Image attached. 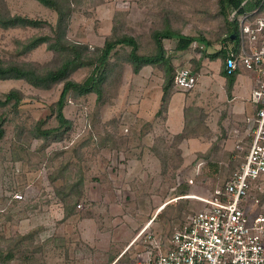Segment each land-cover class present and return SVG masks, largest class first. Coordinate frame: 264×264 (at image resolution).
Wrapping results in <instances>:
<instances>
[{"label": "rangeland", "instance_id": "obj_1", "mask_svg": "<svg viewBox=\"0 0 264 264\" xmlns=\"http://www.w3.org/2000/svg\"><path fill=\"white\" fill-rule=\"evenodd\" d=\"M3 1V12L41 21L42 26L0 27V61L58 67L62 58L47 44L23 50L33 37L53 36L57 13L37 0ZM68 1L66 37L87 46L90 57L106 40L122 35L135 37L141 52L149 53L154 49L152 33L169 25L211 41V46L194 42L189 52L174 59L177 69H192L190 53L192 59L205 52L213 55L226 35L219 0ZM164 44L172 54L176 40ZM129 51L121 47L112 54L102 98L94 93L69 96L66 127L58 128L54 113L62 83L44 90L23 80H0V98L11 90L23 97L17 109L0 107L5 120L0 250L12 255L4 264H151L168 249L175 231L204 208L202 199H210L226 183L239 155L243 159L237 147L250 143L251 135L248 143L237 139V121L228 103L215 106L214 98L200 103L197 87L191 92L173 89L197 109L190 138L177 141L173 133L178 131H169L162 103L163 70L147 66L135 75ZM220 65V58L210 64L215 78ZM91 73L92 68L78 67L70 79L83 82ZM182 98L176 93L173 120L182 118L177 111ZM38 127L57 131L45 139L38 136ZM251 198L258 200L254 214H264V177Z\"/></svg>", "mask_w": 264, "mask_h": 264}, {"label": "trees", "instance_id": "obj_2", "mask_svg": "<svg viewBox=\"0 0 264 264\" xmlns=\"http://www.w3.org/2000/svg\"><path fill=\"white\" fill-rule=\"evenodd\" d=\"M43 6L55 11L58 15V20L53 29V36H36L31 38L25 45L24 51H31L42 44H47L48 48L62 58V63L55 68H47L33 64H6L0 61V80H23L29 85L40 88L50 89L55 84L62 83L63 88L59 99L54 105L55 118L59 123V127H66L69 120L65 117L64 109L68 103L70 95L83 96L88 94H96L98 100L103 96V86L107 80V73L110 69V62L112 54L121 47L128 48L130 63L133 73L138 75L144 67L152 66L161 68L164 72L163 96L162 103L165 113L167 111L168 103L173 95L175 86V77L179 71L174 65V59L177 55L189 52L191 45L194 42L211 46V41L207 40L205 36L198 37L184 35L181 32L174 31L169 25L163 30H156L152 33V42L154 49L149 53H142L141 46L138 40L130 35H122L106 40L104 46L100 48L94 57L89 56V49L85 45L70 42L66 37L67 32V17L71 13L68 0H37ZM4 1L0 0V6H3ZM218 16L223 19L226 29V35L221 41L222 48L210 59L221 58L224 62L229 55V51L235 50L238 46L239 35V20L245 15L253 17H262L261 12L264 10V0H219ZM4 10V9H3ZM236 11V17L233 21L230 20L231 12ZM42 26V22L38 20L29 19L28 17L12 16L7 11L3 12L0 9V27L14 28V27H33L38 28ZM165 40H176V45L172 54L168 53L165 47ZM207 57L203 53V57L199 59H192V70L198 76L201 62L203 58ZM78 67L92 68V73L83 81L76 82L70 79L71 72ZM227 77V94L230 98L231 86L234 82L235 74ZM23 102L22 94L17 90H11L3 98H0V107H7L17 109ZM53 109V108H52ZM197 109L188 107L185 109V125L181 133L177 134V141L187 140L190 138L189 126L195 125L196 116L194 120L193 114H196ZM201 118V115H198ZM198 117V119H199ZM193 121H192V120ZM192 122V123H191ZM5 120L0 118V140L5 134ZM57 128L42 129L38 127V136L47 138L56 132ZM238 153V152H237ZM237 154H234V158ZM240 160L237 161V166L226 181L230 180L232 175L239 170L242 162V156L239 155ZM226 183L220 188L223 189ZM165 209V208H164ZM163 209V210H164ZM160 216L158 214L157 218ZM172 237V236H171ZM170 237V238H171ZM11 252V251H9ZM12 255L0 250V264L7 263L11 260Z\"/></svg>", "mask_w": 264, "mask_h": 264}, {"label": "built area", "instance_id": "obj_3", "mask_svg": "<svg viewBox=\"0 0 264 264\" xmlns=\"http://www.w3.org/2000/svg\"><path fill=\"white\" fill-rule=\"evenodd\" d=\"M235 17L236 11L231 12L230 20ZM225 69L229 75L241 70L255 75L250 143L237 147L243 154L239 170L223 189L216 190L210 199H202L204 208L175 231L168 249L151 264H264V214H254L258 200L251 198L264 177L263 17L245 15L239 20L238 46L229 51ZM196 84L197 76L191 68L179 69L175 77L179 91L190 92Z\"/></svg>", "mask_w": 264, "mask_h": 264}, {"label": "crops", "instance_id": "obj_4", "mask_svg": "<svg viewBox=\"0 0 264 264\" xmlns=\"http://www.w3.org/2000/svg\"><path fill=\"white\" fill-rule=\"evenodd\" d=\"M201 48H203V47H201ZM216 53H214V54H216ZM204 54L207 57H205L201 62V68H200L199 74L197 76V84L195 86V88L197 87L200 103L208 101L209 98L210 99L214 98L215 106L218 104V102L219 103L220 102L221 103L222 102L228 103L230 114L237 121V126H238V128L236 129L237 139H239V140L242 139V141L248 143L250 130L252 128V124H251L250 120L252 119V117L255 114V105L252 101V91H253L254 85H255V75L251 72L244 71V70L238 71L235 74L234 82L231 86L232 89H231V94H230V98H229L228 94H227V77L224 74L226 72L225 61L223 62L222 59L220 58L221 65H220V69L218 71V74H216L219 77L215 78V73L213 70H211L210 64L213 63L218 58L210 60V57L212 55H208L206 52ZM192 58H194V57H192V55L190 53V57L187 58V60H188L187 63H189L190 67H192V63H191ZM206 59L208 61H205ZM180 60L181 59H179V61ZM220 77H222V79H220ZM176 93H179V94H181V96H183L182 100L180 99L178 102V107L180 109H177V111L182 112L181 120L179 119L180 117H178V119H176V120H173L174 117H173L172 108H173V101H174ZM186 103H187V100H186L185 96L180 92L173 93V95H172V97L168 103L167 113H166L167 126L169 127V131L171 133L174 132V129H176V131H178V132L173 133V134H179L183 131L184 125H185V109L188 107L194 106V105L190 106ZM202 107L204 108V104H201L199 106V108H200L199 110L201 113H203L204 118L205 117L207 118V115L209 114V112L206 109L204 111V109ZM201 117H202V114H201ZM201 119H203V117ZM248 144H246V145H248ZM246 145H244V146H246Z\"/></svg>", "mask_w": 264, "mask_h": 264}]
</instances>
